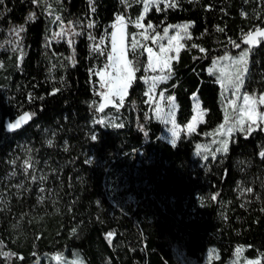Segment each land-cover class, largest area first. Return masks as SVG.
<instances>
[{
    "label": "trees",
    "instance_id": "trees-1",
    "mask_svg": "<svg viewBox=\"0 0 264 264\" xmlns=\"http://www.w3.org/2000/svg\"><path fill=\"white\" fill-rule=\"evenodd\" d=\"M142 7L138 0L0 4V41L10 24L22 22L29 11L36 14L25 24L20 50L1 58L0 253L9 255L0 254V264L37 258L45 264V254L71 250L86 264H180L174 247L198 261L214 247L218 258L212 264H224L239 245L244 257H260L258 264H264V130L247 137L235 132L228 151L215 158L194 153L225 113L219 81L206 68L214 57L237 50L230 41L241 43L242 33L264 27V0H176V7L153 6L144 15V24L158 28L191 22L171 77L157 89L173 95L181 126L193 115L194 94L206 112L196 131L181 133L175 146L147 110L143 49L136 52L139 71L123 106L96 110V73L107 64L115 16L125 17L132 29ZM71 20L81 30L74 63L69 45L51 38L59 24ZM243 91H264V40L250 52ZM133 99L146 115L144 130L135 127ZM25 111L34 113L31 122L7 132L5 119ZM105 112L117 113L122 127L99 123ZM119 174L128 178L133 194L123 209L111 200Z\"/></svg>",
    "mask_w": 264,
    "mask_h": 264
},
{
    "label": "snow or ice",
    "instance_id": "snow-or-ice-1",
    "mask_svg": "<svg viewBox=\"0 0 264 264\" xmlns=\"http://www.w3.org/2000/svg\"><path fill=\"white\" fill-rule=\"evenodd\" d=\"M4 0H0V4H2ZM34 4L39 3L40 0H32ZM138 2H142L144 5L143 12L141 16L136 21V27L142 28L144 25L140 23V21L144 18V15L148 12L149 8L153 5L157 6L156 10L161 11L162 9L159 5L162 3L164 8L176 7V0H138ZM35 16L34 13H31L28 19H33ZM60 18L57 17V20ZM116 23L112 25L111 31V51L108 52V63L105 65L104 69H100L96 74L100 76V88L107 89L106 91H101L98 94L101 96L103 102L99 104V107L96 109L97 111H103L108 104H113L115 107L119 108L123 106L125 96L128 94L129 88L132 86L134 80L136 79L135 73L139 71L138 68V58L136 56V50L138 47V42L133 38L131 43V54L133 56L132 60L128 59V51L129 49L125 46L124 38H125V28H124V18L121 16L116 17ZM92 24H89L91 27ZM153 26L151 22L148 23L147 28L151 29ZM176 28L184 33H187V29L190 27V24L183 25H169L164 28V34L167 36L169 28ZM24 31L23 26H19L12 30L13 35L16 37V43L13 47V51L20 50V33ZM72 35H78V33H71ZM57 36H63L65 33L62 31L61 33H57ZM140 35H144L140 33ZM159 33L155 36L151 37L153 42L155 43ZM145 39H149L148 36H144ZM185 38H189L187 36ZM94 39V38H93ZM180 32L178 31L175 36H171L168 38V47L164 45H160L159 53L154 54L151 48L145 47L144 51L148 53V62L144 66V71L147 74L149 70L153 73L159 69V76H152L150 78L141 77V79H145L147 82L148 79L151 80V88L149 91L155 89L158 83H161L167 79H169L172 75V60L177 59V56H170L168 53L175 51L179 53L180 49L183 48V44L180 43ZM264 40V27H254L246 33H242V42L247 45V48L240 52L239 57H220L219 60H228V63L219 69V75L217 76V80L221 83V87L224 89L231 88V95L237 99H242V103L239 105L236 104L235 99H229L228 104L233 107V114L229 116L225 114V123L219 125L217 131L220 132L225 139L220 141L221 146L216 150L220 152L228 151V142L229 138L232 137V134L235 132H240L245 134L247 137L251 135L257 129L264 130V110H261L259 106L264 105V93H260L257 95L256 93H248L247 91L241 92V89L244 87L246 73L248 71V55L253 50L255 46H258L260 42ZM175 42V44L173 43ZM71 44V40L69 41ZM234 48H241V44L236 41H230ZM192 47H197L196 45H192ZM98 45H94L93 50H96ZM201 52L205 51L203 48L200 49ZM21 51V58H22ZM73 59V58H69ZM73 59V63H74ZM217 61H213L215 65ZM105 69H110V71H106ZM209 71L212 74H216V69L210 68ZM58 91V89L54 90L52 94ZM147 95V93H146ZM195 95V94H194ZM163 96V93H161ZM119 103H116V101ZM169 102L173 101L174 98L171 96L167 97ZM198 110V114L193 116L192 121L186 125V130L188 134H191L196 131L195 124L203 123L199 117H201L206 110H201L199 108V104L196 105ZM157 114L159 115V105H157ZM169 114L173 117L172 124L173 128L171 129L172 140L171 143L173 146L176 145L177 139H179L178 126L175 123L174 119V111L173 106L169 104ZM34 115V113L23 112L22 115L18 116L17 119L13 122L7 123L6 127L9 131H13L22 127V125L26 124ZM99 123H104L103 120L99 121ZM115 127H122L120 124L114 125ZM91 139L95 141L97 136L93 134ZM215 143V141H213ZM51 143V141H49ZM201 146L197 145L199 149ZM199 155V152L197 153ZM264 156V152L261 153ZM213 158H215V153H212ZM31 167L29 161H25V171L27 172L28 168ZM35 179V177H33ZM247 191H251L248 189ZM211 199H216V194L211 196ZM75 231V230H74ZM113 233H108L107 236L110 238ZM242 251V249L238 248L237 252ZM211 252V250H210ZM7 257L8 253H0ZM15 255V254H12ZM23 259V257H19Z\"/></svg>",
    "mask_w": 264,
    "mask_h": 264
},
{
    "label": "rangeland",
    "instance_id": "rangeland-1",
    "mask_svg": "<svg viewBox=\"0 0 264 264\" xmlns=\"http://www.w3.org/2000/svg\"><path fill=\"white\" fill-rule=\"evenodd\" d=\"M160 5H163V4L161 3ZM153 6L157 7L155 5H153ZM153 6H151V7H153ZM143 9H144V5L141 9L139 16L132 22V25H131L132 29H130V26H129V23L127 22V19L125 17H123L124 18V21H123L124 22V28H125L124 43H125V46L129 49V51L127 53L129 60H132L131 56H130V52H131L130 49H131V43H132L133 38L138 42V47H137L136 52H139L141 49H143V51H144V48L148 47V48H151L153 50L154 54H156V53H159L160 45H164L165 47H168V38L171 36H175L178 31L180 32V36H181V39H180L181 44H183L184 38L189 36V33H188L189 28L187 29V33H184L183 31H181L179 29L170 27L168 30L167 36H165L163 30L165 27H168L169 25H183V24H190L191 25L190 21L167 24L165 26H161L160 28H158L152 24L153 27L151 29H148L147 25L144 24L143 19H142L140 21V23H142L144 25V27L137 28L136 27V21L141 16ZM31 13L35 14L34 11H29L22 22L12 23L7 28L6 37L0 41V65L2 64V60H1L2 57L9 56V55L13 54L14 52L18 51V50L13 51V47L15 46V43H16V37L13 35L12 30L14 28L19 27V26H23V28H24L26 22L28 20H32V19H28L29 15ZM35 16H36V14H35ZM35 16H34V18H35ZM116 22L117 21H116V17H115V21L113 23H116ZM62 31L65 33V35H63V36H57L56 35L57 33H61ZM73 32L78 33V35H72L71 33H73ZM140 33H143L144 35H140ZM157 33H159V36L157 37V40L154 43L153 40L151 39V37L155 36ZM80 35H81L80 28L77 26V23L74 20H71L68 23L59 24L53 30L51 38L54 41L64 40L70 47L69 58L71 57L75 61V49H74V47H75V43L77 42V39ZM144 36H148L149 39H145ZM21 37H22V32L20 33V47H21ZM70 40L72 42L71 44L69 43ZM173 43L175 44V42H173ZM240 44H241V48L237 49L235 52H231L230 50H227L224 53H222L221 55L214 57L212 59L210 65L206 68V71L209 74H211L217 78V76L219 75V69H221L222 66H224L228 63V60H226V59L225 60H219L218 58L225 57L226 54L229 57H239L240 52L242 50H244L245 48H247V45L244 44L242 41ZM110 51H111V35L109 36V52ZM145 54H146V62H145V65H146L148 62V53L145 52ZM177 54L178 53H176L175 51L168 53V55H170V56H177ZM249 56H250V53L248 55V65H249ZM73 59H70L71 63H73ZM174 60H172V62ZM214 60L217 61V63L215 65L213 64ZM107 63H108V61H107ZM248 65H247V67H248ZM104 68H105V66L102 67L101 69H104ZM210 68H214L217 70L215 75L209 71ZM99 70H98V72H99ZM105 70L110 71V69H105ZM146 75L148 78H150L154 75L159 76L160 72H159V69H157V71L155 73H153L151 70H149L148 73L146 74L144 71L143 77H145ZM97 76L99 79V86H100V83H101L100 76L99 75H97ZM135 76H136V73H135ZM143 82L145 83V86H146V93H147L146 97H147V102H148L147 110L152 115L153 119L160 122V124L162 125V137L171 143V140H172L171 129L173 128V124L171 121H172L173 117L169 114V104L170 103L172 104L173 111H174V107L176 104H175L174 100L171 102H169L167 100V97L170 95L167 94L166 91H164V90L159 91L157 89V87L160 83L157 84L155 89H153L152 91H149V89L151 88V80L148 79V81L146 82L145 79H143ZM219 85H220V89H221V95H222L224 112H225L224 113V120L221 124H224L226 111H227V114L229 116H232L233 111H234L233 107L228 104V100L229 99H235L236 104L239 105L240 103H242V99H237V98L233 97L231 95V92H232L231 88H227V89L222 88L220 82H219ZM100 89H102V88H100ZM106 90L107 89H103L102 91H106ZM241 92H244L243 88L241 89ZM161 93H163V96H161ZM261 93H264V91ZM259 94L260 93H257V95H259ZM116 103H119V101L117 100ZM197 104H199V108L202 110L200 102L198 101V98L196 97V95H193V115H192L189 122L192 121L193 116H196L198 114V110L196 108ZM157 105H159V115L157 114ZM259 108L261 110H264V105L259 106ZM130 110L133 113L132 115H133L135 127L137 129L144 130L143 122L146 119V115L145 114L141 115L139 113L138 103H137L136 99H133ZM203 117H204V114L201 117H199V119L203 120ZM99 119H100V121L101 120L104 121L103 125L107 128H116L114 125H116V124L121 125L122 124V119L115 112L100 113ZM174 119H175V113H174ZM175 123H176V121H175ZM198 124L199 123L195 124L196 129H197ZM176 125L178 126L179 136L181 135V133L188 134L187 130H186V125L181 126L177 123H176ZM218 127L215 130L207 133L206 138L203 142L196 143L194 153L197 157L204 159L208 156H212V153H215V155L222 153L220 151H216L221 146L220 141L222 139H225V137L220 132L217 131ZM213 141H215V143ZM197 145H200L201 147L198 149ZM20 147H21L20 153L23 155H26L27 154L26 147H23L22 145ZM198 152H199V155L197 154ZM19 157H22V156H19ZM19 157H17V159ZM17 159L14 160V164L17 163ZM119 176H121V175L120 174L117 175L116 181L113 183V185L111 187V188H113L112 189V195H111V196H113V199L111 198V200L113 201V203L116 206H119L121 209H123V207L125 205H127L128 203L133 201V194L127 190L128 186H129L128 178L126 176H122L119 178ZM238 248L242 249V251L237 252ZM210 250H211V252H210ZM174 252H175L177 258L179 259L180 264H212V262L214 260H217V258H218V254H217L214 247H209L207 249L205 255L203 256V259L200 261L186 256L184 250L179 248V247H174ZM242 253H243V246H241V245L236 246L234 249L233 258L224 264H258V262L260 261V257L246 258L243 256ZM43 258H44L45 264H86L85 261L83 260V258L81 257L80 253L78 252V250H71L70 253L60 252V253H56V254H45L43 256ZM40 261H41V259L37 258L36 260L31 262L30 264H40Z\"/></svg>",
    "mask_w": 264,
    "mask_h": 264
},
{
    "label": "water",
    "instance_id": "water-1",
    "mask_svg": "<svg viewBox=\"0 0 264 264\" xmlns=\"http://www.w3.org/2000/svg\"><path fill=\"white\" fill-rule=\"evenodd\" d=\"M102 102H103V100H102V98H101L100 103H102ZM113 107H114V105L110 103V104H108V106L105 107V108H113ZM105 108H104V109H105ZM22 114H23V113H22ZM22 114H19L18 116H20V115H22ZM18 116H16L14 119H9V118H6V119H5L4 123H5V128H6L7 132H9V133H15V132H18V131L22 130L23 128H25V127L31 122V119H32V118H31L26 124L22 125V127H20L19 129H16V130H13V131H9V130L7 129V127H6L7 123L15 121V120L17 119Z\"/></svg>",
    "mask_w": 264,
    "mask_h": 264
},
{
    "label": "built area",
    "instance_id": "built-area-1",
    "mask_svg": "<svg viewBox=\"0 0 264 264\" xmlns=\"http://www.w3.org/2000/svg\"><path fill=\"white\" fill-rule=\"evenodd\" d=\"M118 15H116L115 17H117ZM103 89H100V86H99V89H98V93L101 92ZM101 97V96H100Z\"/></svg>",
    "mask_w": 264,
    "mask_h": 264
},
{
    "label": "crops",
    "instance_id": "crops-1",
    "mask_svg": "<svg viewBox=\"0 0 264 264\" xmlns=\"http://www.w3.org/2000/svg\"><path fill=\"white\" fill-rule=\"evenodd\" d=\"M171 97H173V95H170ZM174 98V97H173ZM176 112V105L174 107V113Z\"/></svg>",
    "mask_w": 264,
    "mask_h": 264
}]
</instances>
